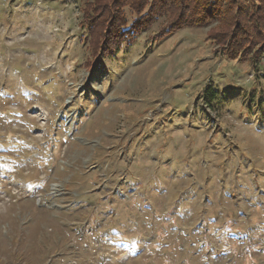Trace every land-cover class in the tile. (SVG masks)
<instances>
[{
    "label": "rangeland",
    "instance_id": "obj_1",
    "mask_svg": "<svg viewBox=\"0 0 264 264\" xmlns=\"http://www.w3.org/2000/svg\"><path fill=\"white\" fill-rule=\"evenodd\" d=\"M94 4L0 0V264H264V132L239 122L264 121V43L231 60L221 45L248 22L164 36L169 13L139 27L126 3L134 24L113 36ZM241 128L259 185L226 186L247 200L210 211L177 208L175 170L206 168L210 143L229 148ZM140 178L158 202L137 203Z\"/></svg>",
    "mask_w": 264,
    "mask_h": 264
},
{
    "label": "trees",
    "instance_id": "obj_2",
    "mask_svg": "<svg viewBox=\"0 0 264 264\" xmlns=\"http://www.w3.org/2000/svg\"><path fill=\"white\" fill-rule=\"evenodd\" d=\"M256 1L260 2L258 7L254 5V0H94L92 9L96 14L92 12L94 19L101 15L99 19L107 23L113 36L129 33L134 24H128L120 10L125 3L138 15L139 27L147 26L169 13L172 20L168 29L162 31L164 36L184 27L203 28L215 21L222 24L221 28L234 24L233 26L236 28L237 25L239 30L241 29L239 19H242L248 22V26L239 35H233L228 46L220 44L222 40H226L224 31L219 30L213 36L210 35L211 39L221 45L229 59L236 60L242 55L244 57L250 55L256 40L264 43V28L261 24L264 22V0ZM93 18L86 12L84 21L92 24ZM149 27L150 25L145 28ZM106 32L108 33V30ZM262 52L258 51L255 55Z\"/></svg>",
    "mask_w": 264,
    "mask_h": 264
},
{
    "label": "crops",
    "instance_id": "obj_3",
    "mask_svg": "<svg viewBox=\"0 0 264 264\" xmlns=\"http://www.w3.org/2000/svg\"><path fill=\"white\" fill-rule=\"evenodd\" d=\"M251 117L249 119L248 117ZM203 120V119H202ZM244 120V122H243ZM222 121H225V119H222ZM221 122L217 121L214 125H219ZM239 122L243 125H257V128L260 130L259 132H264V121L262 119L258 118L257 115H251L248 114V116L240 115ZM247 122V123H246ZM263 124V125H262ZM235 126H232L234 128ZM220 128V127H218ZM218 131H216L217 133ZM233 132V141L235 146H232L233 144H230L231 146L229 148L224 143H210L209 148L207 149V152L210 154V161L205 166L206 168L202 170L189 168L185 170L183 168H179L178 170H175L174 177L172 179V185L174 186V189H177L179 187V190L176 191V195L174 193V200L175 202H178L177 208L179 207L181 211H185L187 214L191 213L189 211V208H195L194 206L197 203V208L199 210L197 211L200 213L203 210L202 203H206V211H210L214 207L215 202H223L227 198L228 200L234 199V201L246 199L241 197V195L245 194V192H242L241 194H235L232 197H226L225 192L227 191L226 186L228 185H234L239 187L244 186H258L259 184L256 182V180H253L254 176V170L257 168V163H255V160L258 159L257 155L260 154V150L256 146L254 142H252V149L248 148V144L246 142L247 135L251 132V130L246 128H241L238 130L231 131ZM223 136H227L226 134H222ZM239 143L242 145V149L239 146ZM245 147H247L245 149ZM223 150H228L231 157H234L233 160H225V158L222 156ZM249 150V151H248ZM247 156V157H245ZM253 159V160H252ZM246 165V166H245ZM126 170H128V167H125ZM226 179H230L231 181ZM140 180L136 181L135 189L133 188L131 191H133L134 196H140L142 197V201L137 200V203L145 202V201H153L158 202L157 198L153 197V194H157L156 190L161 191V189L157 188L156 185H151L147 181L141 183ZM192 180V184H190ZM258 184V185H257ZM200 185V186H196ZM134 186L133 183H130V181L127 182L126 188L127 190ZM147 186V189L150 188V191H145L143 188ZM121 187V186H119ZM189 187H196V190ZM144 191L149 197H146L144 194ZM217 191L218 193H215ZM223 193H220V192ZM169 191H166L168 193ZM119 193V194H118ZM124 194V195H123ZM113 195H119L118 197H126L127 193L126 191H122V194L120 192L116 191V188L112 190V196ZM237 195H240V197H237ZM246 196V195H245ZM131 200V198H129ZM170 199L169 201H171ZM132 201V200H131ZM150 203V202H149ZM145 205V204H144ZM154 208V207H153ZM176 214V212H175ZM212 216V215H211ZM218 220V217H216L214 220H211L212 223L214 221ZM207 223V221L205 222Z\"/></svg>",
    "mask_w": 264,
    "mask_h": 264
},
{
    "label": "bare ground",
    "instance_id": "obj_4",
    "mask_svg": "<svg viewBox=\"0 0 264 264\" xmlns=\"http://www.w3.org/2000/svg\"><path fill=\"white\" fill-rule=\"evenodd\" d=\"M49 34H50V32H49ZM2 66V65H1ZM4 68V67H3ZM27 68V67H26ZM11 77V76H10ZM5 97V96H4Z\"/></svg>",
    "mask_w": 264,
    "mask_h": 264
}]
</instances>
